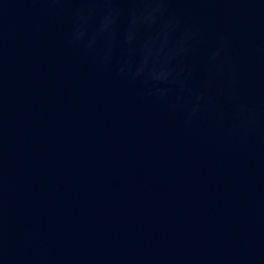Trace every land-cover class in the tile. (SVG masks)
I'll return each mask as SVG.
<instances>
[{
  "label": "water",
  "instance_id": "1",
  "mask_svg": "<svg viewBox=\"0 0 264 264\" xmlns=\"http://www.w3.org/2000/svg\"><path fill=\"white\" fill-rule=\"evenodd\" d=\"M0 264H264V0H0Z\"/></svg>",
  "mask_w": 264,
  "mask_h": 264
}]
</instances>
